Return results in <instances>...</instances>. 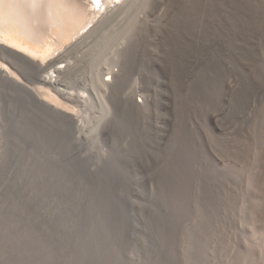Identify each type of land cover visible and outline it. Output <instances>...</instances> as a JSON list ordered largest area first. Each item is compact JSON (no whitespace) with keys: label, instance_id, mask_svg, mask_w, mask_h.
Wrapping results in <instances>:
<instances>
[{"label":"rangeland","instance_id":"obj_1","mask_svg":"<svg viewBox=\"0 0 264 264\" xmlns=\"http://www.w3.org/2000/svg\"><path fill=\"white\" fill-rule=\"evenodd\" d=\"M107 1L117 105L0 80V264H264V0Z\"/></svg>","mask_w":264,"mask_h":264},{"label":"bare ground","instance_id":"obj_2","mask_svg":"<svg viewBox=\"0 0 264 264\" xmlns=\"http://www.w3.org/2000/svg\"><path fill=\"white\" fill-rule=\"evenodd\" d=\"M103 3V0H0V80L21 87L22 85L14 77V69L16 70L17 67L18 70L28 74L32 81H36L39 87L59 90V85H63L71 74L90 69L88 74L93 86L103 92L108 90L111 100L117 105L119 100L116 96L119 93H116L118 89L115 91V85L120 80L119 82L115 80L116 74L112 69L102 76L100 70L93 68V65L98 60L99 52L114 47L119 36L123 37V40L127 39L125 37L130 34L134 18L130 16L125 19L126 25L122 30L120 29L119 34H102L93 44L91 42L85 45L87 43L80 33L88 27L89 22L93 21L101 6L106 4ZM50 34L54 35L52 39L50 37L48 39ZM77 39L85 41L83 45L87 47L92 45V47L81 49L82 42H76H80V46L71 43L72 40ZM46 58L48 60L45 62ZM7 63L14 69H10ZM45 70L47 71L44 73ZM66 93L68 99L73 95V91ZM84 95L85 92L82 91L80 98L83 102L89 99ZM100 96L98 94L101 117L99 116L96 123H99L102 117H107L106 114L110 110L103 99L104 95L100 94ZM49 108L58 114L55 107L50 105ZM62 116L69 120L73 119L70 116ZM80 118L79 116L78 120H81Z\"/></svg>","mask_w":264,"mask_h":264}]
</instances>
